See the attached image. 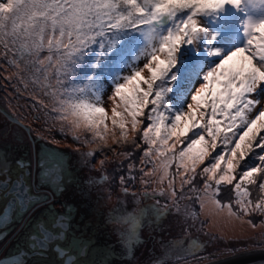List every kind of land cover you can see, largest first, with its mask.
<instances>
[{"label":"rangeland","instance_id":"374dc122","mask_svg":"<svg viewBox=\"0 0 264 264\" xmlns=\"http://www.w3.org/2000/svg\"><path fill=\"white\" fill-rule=\"evenodd\" d=\"M163 1L0 0V106L29 125L40 143L77 153L87 177L101 178L106 196L97 214L124 198L135 200L137 212H164L161 236L167 246L181 241V255L158 263V240L154 248L150 240L140 244L134 264H206L264 249V110L258 111L264 109V0H227L222 10L231 14L226 25L232 34L224 42L208 35L211 68L218 71L209 77L215 76L218 98L228 87L220 92L221 74L229 81L231 71L249 75L257 69L241 82H249L246 91L256 99L258 113L250 115L247 99L235 103L237 95L244 98L242 92L224 100L220 115L207 113L200 108L202 91L192 103L193 115L186 110L174 116L159 100L162 91L187 90V81L180 80L186 77L156 83L173 66L160 69L149 53L161 52L158 46L166 39L171 48L174 34L191 52L201 40L200 29L211 32L218 21L211 20L216 16L209 0H166L169 6ZM165 14L171 20L157 27L154 20ZM239 23L245 25L244 40L233 38ZM129 25H135L130 33ZM178 33L185 39L178 41ZM150 92L156 106L147 102ZM248 120L253 125L238 133L223 132L221 123L239 127ZM10 125L0 112V133ZM208 200L243 227L215 229Z\"/></svg>","mask_w":264,"mask_h":264},{"label":"flooded vegetation","instance_id":"af4514ba","mask_svg":"<svg viewBox=\"0 0 264 264\" xmlns=\"http://www.w3.org/2000/svg\"><path fill=\"white\" fill-rule=\"evenodd\" d=\"M0 112L11 124L0 133V264H134L150 240L158 263L181 255V241L167 246L161 236L160 211L137 212L124 198L97 214L101 178L82 173L77 153L40 143L23 120Z\"/></svg>","mask_w":264,"mask_h":264},{"label":"trees","instance_id":"16d2710c","mask_svg":"<svg viewBox=\"0 0 264 264\" xmlns=\"http://www.w3.org/2000/svg\"><path fill=\"white\" fill-rule=\"evenodd\" d=\"M135 1V0H132ZM192 1V0H190ZM164 4H166L167 6H169L171 4V2H167L166 0L163 1ZM186 3V2H184ZM144 25V23L142 24ZM141 24H139V26H142ZM130 27L131 30H130ZM135 27V25H129L127 26V29H129V33L132 32L133 28ZM199 33V32H198ZM201 36L202 35H206L208 32H205L203 30H200ZM178 37V41L180 40H184L185 38L182 36L181 33H178L177 35ZM166 38V37H165ZM138 41L135 42L134 45L137 44ZM170 44L168 43L167 39H166V43L160 44L158 46V49L161 50V52H150L149 55H155L157 61H159V66L160 69H169L170 66H173V68H171L169 70V73L160 77L159 79H156L155 82L159 83L160 80L163 81V83L165 84H169L172 82L177 81L179 78H192L195 81H203L200 86L198 85L197 91H193V89H195V85L192 84V82H188V89L183 91L180 87H176L173 91L169 92L168 94H165V91H162L161 94V99L159 100L160 106L165 109L166 113L169 114L170 116H174L175 114H180L183 113L184 111L187 110V112L190 111V114L193 115V112L196 111V109L192 106L193 102L198 101L199 97L202 96V91L206 92L204 94L205 99L201 100V105L200 108L203 111H206L207 113H209L208 111L213 112L214 115H216V113H219L220 115V110L218 107H225V101L230 102L232 99H234L235 95L239 92L243 93L244 98L241 95H237L238 97L235 98V103H239L241 100H245L247 99V106L251 109V114H257L258 111H263L264 109H260L258 111H256V99H251L250 97V91H246V87L248 86L249 82L244 83L241 82V80L245 79V80H249L251 75L256 74V70H254L253 74H249V75H234L231 74V76L237 80L238 82L235 83V80L232 78H229V81H224V75H220L221 80H222V85H219L220 92H223L225 90V85H228V87L226 88L225 91V96L222 98H218V91H214V77H209V73L211 72L213 73H218V71L214 70L212 67L213 63L212 62H202L200 59L198 58H194L191 55H189V52L187 51V49L185 47H183L181 45V43L178 45L172 44L171 48H169ZM203 47V42L197 41L196 44V48H194L195 50H200ZM244 57H247L248 54H243ZM186 59H185V58ZM188 57V58H187ZM238 59H235L234 62H237ZM185 63H189L191 66H187V68L185 67ZM239 64V63H238ZM179 67H181L183 70H186L183 73H179L180 69ZM174 71H177V73H173ZM258 72H260V70H258ZM199 75V78L197 79V76ZM181 81H184L185 79H180ZM208 81H212L213 83V89L209 92L207 90V83ZM193 82V83H194ZM113 82H110V84H112ZM192 85V86H191ZM179 86V84H178ZM203 88V89H202ZM156 89V88H155ZM215 94V96L217 95V97L213 96ZM148 96L150 97L147 98V102H149V106H156V104H158L157 101H155V96L156 94L154 92H150L148 93ZM199 96V97H198ZM245 101L243 103H245ZM219 102H223V104L219 103ZM219 103V105H217ZM204 104V105H203ZM239 105H241L239 103ZM255 106V107H253ZM246 107V106H245ZM215 109V110H213ZM208 115V114H207ZM206 115V116H207ZM253 117H251L250 120H252ZM250 120L247 121V123L243 124L241 122V125L239 127H234L235 124H229L228 126H226L225 123H221L222 126L224 127L223 132L227 135V134H233L232 131H236V133H238L242 128L250 127L253 124H249ZM256 121V118H255ZM232 129V130H229ZM227 132V133H226ZM137 207V204H136ZM160 213L162 214V217L164 216V212L162 213V211H160Z\"/></svg>","mask_w":264,"mask_h":264},{"label":"water","instance_id":"95a60500","mask_svg":"<svg viewBox=\"0 0 264 264\" xmlns=\"http://www.w3.org/2000/svg\"><path fill=\"white\" fill-rule=\"evenodd\" d=\"M167 21L168 17H164L160 20H156L155 23L156 25H162L167 23ZM9 118L12 120H18L12 116H9ZM206 264H264V249H255L236 253Z\"/></svg>","mask_w":264,"mask_h":264},{"label":"bare ground","instance_id":"6f19581e","mask_svg":"<svg viewBox=\"0 0 264 264\" xmlns=\"http://www.w3.org/2000/svg\"><path fill=\"white\" fill-rule=\"evenodd\" d=\"M205 208L209 215H211V224H213L215 229L224 228L227 230H237L241 229L244 225L243 222H240L232 215L225 213V211H222L219 207H216L212 200H208Z\"/></svg>","mask_w":264,"mask_h":264}]
</instances>
